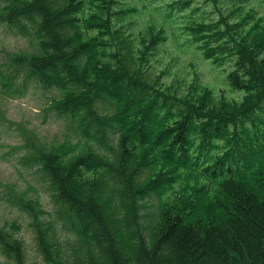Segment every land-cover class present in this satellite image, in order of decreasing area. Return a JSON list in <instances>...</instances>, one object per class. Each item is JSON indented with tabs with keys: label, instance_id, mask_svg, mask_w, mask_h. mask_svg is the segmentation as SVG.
Wrapping results in <instances>:
<instances>
[{
	"label": "trees",
	"instance_id": "16d2710c",
	"mask_svg": "<svg viewBox=\"0 0 264 264\" xmlns=\"http://www.w3.org/2000/svg\"><path fill=\"white\" fill-rule=\"evenodd\" d=\"M11 1L5 20L37 49L4 78L12 85L26 70L24 81L55 83L51 108L69 122L63 142L24 161L47 176L53 219L41 220L37 199L7 194L28 212L45 262L264 264V0H208L216 18L194 20L198 7L180 18L181 36L203 60L232 63L225 82L240 94L236 102L194 85L182 95L163 89L164 73L149 79L150 57L166 36L149 27L133 42L120 24L131 11L125 0ZM191 1L170 7L181 13ZM76 26L78 45L67 52L66 29ZM96 101L108 113L100 115ZM182 179L177 196L163 200ZM152 195L158 217L143 237L138 212ZM0 254V264H27L22 240L1 227Z\"/></svg>",
	"mask_w": 264,
	"mask_h": 264
},
{
	"label": "rangeland",
	"instance_id": "374dc122",
	"mask_svg": "<svg viewBox=\"0 0 264 264\" xmlns=\"http://www.w3.org/2000/svg\"><path fill=\"white\" fill-rule=\"evenodd\" d=\"M29 2L30 0H18ZM65 0H56L55 4ZM83 1L84 6L88 0ZM178 0H125L124 7L130 9L125 19V29L131 34V40L138 42L141 34H146L149 27L162 28L166 41L160 45L153 56L150 57L147 76L153 79L156 75L164 73L159 83L165 86H173L178 94H184L188 85H194L200 90L213 93L215 100L222 96L231 102L240 99V94L232 92L225 82V74L232 69V63L222 67L214 66L210 61H205L194 45L186 43L181 36L183 27L192 9L198 7L201 10L195 14L194 20L216 18L217 13L208 0H192L190 7L178 13L176 5L171 4ZM11 0H0V227L13 233L23 242L27 264H47L45 257L37 249L36 236L30 226L29 214L24 208L13 205L8 201L9 188L16 197L23 196L37 199L43 210L41 220L49 223L53 219L55 206L50 201L48 178L40 170L38 165H25L24 161L35 151L46 149L64 141L68 134V120L51 108L55 100H58L56 85L53 82L42 83L36 79L24 81L26 70L14 75L16 80L9 85L4 75L11 76L13 68H16L14 60L22 56H29L36 52V41L30 35H22L16 24H10L5 20V8L10 6ZM80 16V15H78ZM182 18V19H180ZM29 27V25H28ZM27 27V29H28ZM38 25L35 26L37 30ZM77 26L66 29L69 36L67 52L76 48L80 39ZM94 33L88 31L87 37ZM74 41V43H72ZM88 58L81 55L77 59L80 67H83ZM100 115L108 113V105L102 101L94 104ZM72 144L76 143L71 139ZM185 179L173 184L166 189L163 200H171L185 187ZM142 204L144 209L138 212V223L141 225L143 237L150 234L152 226L158 217V199L151 196ZM59 234L58 243L60 249L68 248L63 240L64 230L56 224ZM61 235V236H60ZM0 263H4V257L0 254Z\"/></svg>",
	"mask_w": 264,
	"mask_h": 264
}]
</instances>
